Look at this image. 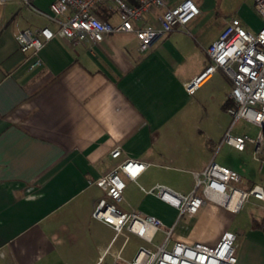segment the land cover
Here are the masks:
<instances>
[{
  "label": "crops",
  "instance_id": "crops-1",
  "mask_svg": "<svg viewBox=\"0 0 264 264\" xmlns=\"http://www.w3.org/2000/svg\"><path fill=\"white\" fill-rule=\"evenodd\" d=\"M48 2L31 0L43 14L29 7L4 13L7 2L0 8V264H95L106 247L101 262L110 264L116 252L129 260L139 246L152 247L126 232L113 238L110 227L90 216L103 195L92 181L124 158L147 165L134 181L122 177L121 210L154 216L161 230L173 225L172 240L213 245L221 232L231 231L236 236L234 264H264L258 201L251 204L259 208V219L234 223V213L218 204L206 202L191 216L178 215L143 191L163 184L189 193L192 172L215 161L214 144L238 159L230 165L215 162L235 171L239 184L247 187L264 178L248 144L243 150L218 144L226 130L240 133L229 128L224 108L230 84L222 71L216 69L191 94L182 88L208 63L205 48L228 17L215 35L202 40L196 15L143 52L137 51L131 32L110 33L90 48L54 36L38 52L40 65L28 68L14 34L41 26L54 30L44 15ZM96 14L111 23L107 5H99ZM247 16H239L241 25L257 29L259 20L251 25ZM209 102L224 119L215 134L196 127L195 112L188 109ZM114 147L120 153L111 158ZM207 227L214 228L213 237H206Z\"/></svg>",
  "mask_w": 264,
  "mask_h": 264
},
{
  "label": "built area",
  "instance_id": "built-area-1",
  "mask_svg": "<svg viewBox=\"0 0 264 264\" xmlns=\"http://www.w3.org/2000/svg\"><path fill=\"white\" fill-rule=\"evenodd\" d=\"M10 0H0V8ZM38 14H43L31 5V0H19ZM99 5H107L110 13L117 16V23L111 24L96 14ZM253 9L259 18L255 30L244 28L239 19L230 18L216 38L205 48L208 63L183 81L185 93H193L216 69H220L229 80L226 94L228 105L224 108L230 116L229 128L236 121H244L256 128L253 136L245 131L231 134L226 130L219 143H225L236 150L250 146V157L258 170L264 168V0H253ZM153 12L141 25H135L147 13ZM199 9L193 0H49L47 19L55 24L35 29H21L15 32L17 50L26 54L28 68L40 65L38 52L42 45L54 36L72 45L88 48L99 43L114 32H131L136 40V49L143 52L159 37L174 28H184L185 24L198 15ZM120 150L114 147L109 156L115 158ZM147 164L134 158H124L109 172L96 177L92 183L102 190L90 211V216L107 225L117 234L126 232L152 246H139L129 260H123L119 253L113 255L110 264H234L235 233L223 231L213 245L202 242L172 240V226L160 229V220L151 215H139L133 211H123L117 205L121 201L124 188L122 177L134 181ZM193 188L187 194H180L163 184H154L146 193L155 195L177 210L178 215L191 216L206 202L220 205L235 213L248 199L259 202L262 211L260 227L264 232V178L259 183H251L246 188L234 184L241 182L239 175L212 159L199 172H192ZM141 188V187H139ZM196 190H199L196 193ZM235 198L232 201L233 195ZM162 231V240L153 244L157 231ZM126 237H124V240ZM107 247L97 257L95 264H103L102 256Z\"/></svg>",
  "mask_w": 264,
  "mask_h": 264
},
{
  "label": "rangeland",
  "instance_id": "rangeland-1",
  "mask_svg": "<svg viewBox=\"0 0 264 264\" xmlns=\"http://www.w3.org/2000/svg\"><path fill=\"white\" fill-rule=\"evenodd\" d=\"M197 7L200 10V13L197 15L199 18V25L201 26V31L199 32L200 37L203 39H209L219 30L223 17H228V19L234 17L239 18L247 13V17H249V24L251 21H258L259 18L253 9V0H193ZM9 2V3H8ZM4 5V13L7 10H11L12 8H17L20 11H24L25 5H23L19 0H10ZM217 13V17L215 15ZM153 14V12L147 13L141 20L146 22L147 19ZM220 15V16H219ZM196 18V16H195ZM251 18V19H250ZM117 16L113 14L111 19V24L116 22ZM227 22V21H226ZM250 26V25H249ZM114 37V33H111ZM109 35V36H110ZM189 110H193L195 112L194 125L199 129L210 132V134H215L218 132L223 123V115L221 114V110L217 108V106L211 102L205 103L203 106L192 105V107L188 108ZM228 121V117H227ZM227 125V124H226ZM225 125V126H226ZM232 131H245L248 135L253 136L256 128L244 121L238 120L231 127ZM213 154V159L219 163H225L227 165L232 164L233 162H238L237 158L231 156L225 149V147L217 148L216 144L213 145L211 150V155ZM234 160V161H233ZM260 173L264 175V168L260 170ZM182 183V182H181ZM186 187V183L182 184ZM238 188H246L239 183L234 184ZM199 190H196L198 193ZM252 199H248V201L244 202L240 209L234 213V223L246 222L250 218L259 219L260 210L255 205L251 204ZM183 218V217H182ZM182 218L178 219L179 221L183 220ZM161 229V228H160ZM207 238L213 237L214 228L207 227L204 229ZM214 233V234H213ZM162 233L157 231L152 239L153 244H159L162 240ZM172 237H170V242L172 241ZM144 244V243H142Z\"/></svg>",
  "mask_w": 264,
  "mask_h": 264
},
{
  "label": "bare ground",
  "instance_id": "bare-ground-1",
  "mask_svg": "<svg viewBox=\"0 0 264 264\" xmlns=\"http://www.w3.org/2000/svg\"><path fill=\"white\" fill-rule=\"evenodd\" d=\"M234 198H235V194L233 195L232 201L234 200Z\"/></svg>",
  "mask_w": 264,
  "mask_h": 264
},
{
  "label": "trees",
  "instance_id": "trees-1",
  "mask_svg": "<svg viewBox=\"0 0 264 264\" xmlns=\"http://www.w3.org/2000/svg\"><path fill=\"white\" fill-rule=\"evenodd\" d=\"M102 19H105V18H102Z\"/></svg>",
  "mask_w": 264,
  "mask_h": 264
}]
</instances>
